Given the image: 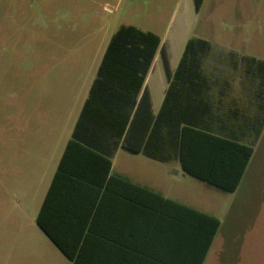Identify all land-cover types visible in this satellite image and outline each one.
Here are the masks:
<instances>
[{
  "label": "rangeland",
  "instance_id": "1",
  "mask_svg": "<svg viewBox=\"0 0 264 264\" xmlns=\"http://www.w3.org/2000/svg\"><path fill=\"white\" fill-rule=\"evenodd\" d=\"M121 25L158 35L173 55L190 35L217 58L229 48L264 60V0H0V264H70L35 220ZM252 161L233 201L141 155L117 157L132 176L224 219L210 264H264V132Z\"/></svg>",
  "mask_w": 264,
  "mask_h": 264
},
{
  "label": "trees",
  "instance_id": "2",
  "mask_svg": "<svg viewBox=\"0 0 264 264\" xmlns=\"http://www.w3.org/2000/svg\"><path fill=\"white\" fill-rule=\"evenodd\" d=\"M212 49L208 40L189 38L171 73L158 35L121 25L110 38L35 220L71 264L91 251L95 222L108 218L112 195L146 221L162 250L191 252L194 264L203 263L219 220L112 174L111 165L123 148L176 161L185 175L225 193L237 190L264 129V60L230 50L209 62ZM158 51L168 86L153 114L145 79ZM214 76L238 79L242 106L229 94L233 83Z\"/></svg>",
  "mask_w": 264,
  "mask_h": 264
},
{
  "label": "crops",
  "instance_id": "3",
  "mask_svg": "<svg viewBox=\"0 0 264 264\" xmlns=\"http://www.w3.org/2000/svg\"><path fill=\"white\" fill-rule=\"evenodd\" d=\"M179 1L185 2L186 4L190 2V0H179ZM189 36L190 35L182 36L178 47L179 52L178 54L175 55H173L172 51H170V47L167 45V42L161 40V43L165 44L166 46L168 68L171 73L178 65L184 46L187 40L189 39ZM230 50L232 49L228 48L227 51ZM216 57L217 54H211L208 61L210 62V60L215 59ZM212 80L220 81V82L224 80L225 81L228 80L232 82L233 91L229 92V94L232 97L239 99L240 106H242V100H244L246 93L239 88L238 79H234V77L232 76H214ZM167 86H168V74L165 66V61L163 59L161 52L158 51L155 56L153 65L145 79V88L149 91L151 96L153 114L158 113L162 105L164 99V93ZM263 132L264 129L261 133L259 141L255 146L253 156L249 161V164L245 170V173L241 179V182L237 190L234 193H230L234 196L233 201L236 200V196L238 195L241 189V185L244 181V177L246 176L249 167L253 162L252 160L255 158L256 148H258L260 144ZM121 152L128 153L130 155H141L150 161L159 163L165 168L163 173L165 174L167 173V175L176 174V175L188 176L182 172L180 164L176 161L170 163H162V162L154 161L142 154L130 153L124 150L123 148H119L112 159L111 173L115 175H121L127 178L128 180H130L132 183L148 188L153 192L162 195L165 198L177 201L179 203L192 207L198 211L216 217L220 222L219 229L202 263V264H210L212 257V247L214 242L218 239V236L220 235L224 227V219L221 216L213 213L211 210L205 211L203 209L196 208L190 204L184 203L179 197H170L165 195L163 190H161V188H159L153 182L148 181L147 178H139L134 175L132 176L127 171L126 167L119 165L117 162V157ZM144 164H145L144 166L146 167L147 163L144 162ZM142 173L143 172L141 171V174ZM113 192L117 193L115 188L113 189ZM127 205L128 204H126L125 202H121V199L119 197H117L116 195H112V197L110 198V206H109L110 210H109L108 218L96 220L94 234L92 235L91 251L86 253V258H83L79 264H194L195 263L194 255L191 252L162 250L163 247L162 239L157 240L154 239V236H149L148 226L146 221L142 219H133L130 208ZM234 228H235L234 224L232 225L231 223H229V231L231 233L235 232Z\"/></svg>",
  "mask_w": 264,
  "mask_h": 264
}]
</instances>
